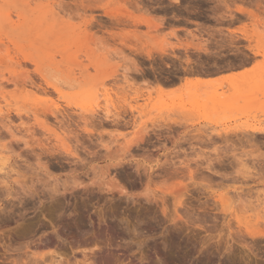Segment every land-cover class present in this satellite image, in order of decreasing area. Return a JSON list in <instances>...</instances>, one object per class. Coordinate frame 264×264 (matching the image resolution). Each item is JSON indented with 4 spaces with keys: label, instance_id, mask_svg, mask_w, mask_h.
Segmentation results:
<instances>
[{
    "label": "rangeland",
    "instance_id": "1",
    "mask_svg": "<svg viewBox=\"0 0 264 264\" xmlns=\"http://www.w3.org/2000/svg\"><path fill=\"white\" fill-rule=\"evenodd\" d=\"M132 1L0 0V264H264V0Z\"/></svg>",
    "mask_w": 264,
    "mask_h": 264
},
{
    "label": "bare ground",
    "instance_id": "2",
    "mask_svg": "<svg viewBox=\"0 0 264 264\" xmlns=\"http://www.w3.org/2000/svg\"><path fill=\"white\" fill-rule=\"evenodd\" d=\"M89 1H90V0H89ZM127 1H128V0H127ZM133 1H134V0H133ZM133 1H132V2H133ZM86 2H88V1H86ZM127 3H128V2H127ZM130 3H131V2H130ZM88 4H90V2H89ZM132 4H133V3H132ZM137 4H138V3H137ZM84 5H85V4H84ZM90 5H92V7H93V4H90ZM135 5H136V4H135ZM135 5H134V7H135ZM180 5H181V4H180ZM87 6H88V5H87ZM183 7H184V6H183ZM135 8H136V7H135ZM187 8H188V7H187ZM187 8H186V9H187ZM144 9H145V8H144ZM181 9H182V8H181ZM122 10H123V9H122ZM174 10H175V9H174ZM171 11H172V10H171ZM237 11H238V12L240 11V13H241V12L244 13L245 10H244V8H243V9H242V8H237ZM123 12H124V10H123ZM130 15H131V14H130ZM175 18H176V17H175ZM227 18H228V17H227ZM186 19H187V18H186ZM225 19H226V18H225ZM229 19H230V18H229ZM124 20H125V19H124ZM135 21H136V19H135ZM138 21H139V20H138ZM138 21H137V22H138ZM140 21L143 22V23H145V24H147V25H150V21H149L148 19H140ZM91 22H92V21H91ZM128 22H129V21H128ZM246 37H247V36H246ZM133 38H134V37H133ZM136 38H137V37H136ZM136 38H135V39H136ZM214 42H215V41H214ZM197 46H198V45H197ZM204 49H205V48L203 47V50H204ZM205 50H206V49H205ZM139 51H140V50H139ZM198 51H199V49H198ZM208 52H209V51H208ZM149 53H150V52H149ZM149 53L147 54L148 56L150 55ZM199 56H200V55H199ZM157 57H159V56H157ZM177 57H178V56H177ZM185 59H186V58H185ZM188 60H189V59H188ZM132 61H134V60H132ZM192 61H193V60H192ZM162 62H163V61H162ZM185 62H186V61H185ZM188 62H189V61H188ZM195 62H196V61H195ZM201 62H202V61H201ZM199 63H200V62H199ZM245 63H246V62H245ZM164 64H165V63H164ZM191 64H192V63H191ZM240 64H241V63H240ZM240 64H239V65H240ZM133 65H136V64L134 63ZM192 65H193V64H192ZM234 65H235V64H234ZM189 66H190V65H189ZM189 66H187V67H189ZM230 66H231V65H230ZM135 67H136V66H135ZM135 67H134V68H135ZM185 67H186V66H185ZM187 67H186V68H187ZM194 67H195V66H194ZM198 67H199V66H198ZM232 67H233V66H232ZM138 68H139V67H137V69H135V70L139 72L140 69H138ZM191 68H192V67H191ZM217 68H218V67H217ZM195 69H196V68H195ZM188 70H189V68H188ZM190 71H192V70H190ZM185 72H186V71H185ZM20 73H21V72H20ZM188 74H189V73H188ZM197 74H199V72H198ZM210 74H211V73H210ZM19 76H21V75L19 74ZM16 77H18V76H16ZM151 77H152V76H151ZM196 78H198V77H196ZM226 78H227V77H226ZM155 79H156V78H155ZM202 82H203V81H202ZM56 89L59 91V88L57 87V85H56ZM216 99H217V98H216ZM39 109H40V108H39ZM50 109H51V108H50ZM46 110H47V109H46ZM88 111H89V110H88ZM51 112H52V111H51ZM89 112H91V110H90ZM92 115H93V114H92ZM38 116H39V115H38ZM90 116H91V115H90ZM104 116H105V115H104ZM118 116H119V115H118ZM102 117H103V116H102ZM89 118H90V117H89ZM119 118H120V117H119ZM92 119H93V118H92ZM96 119H97V118H96ZM38 121H39V120H38ZM39 123H40V122H39ZM95 124H96V123H95ZM261 131H262V130H261ZM244 132H245V131H244ZM240 134H242V133H240ZM240 136H241V135H240ZM57 139H58V138H57ZM59 139H60V138H59ZM63 145H64V144H63ZM65 145H66V144H65ZM64 147H65V146H64ZM68 153H69V151H68ZM1 157H2V156H1ZM214 159H215V158H214ZM209 160H210V159H209ZM218 160H219V158H218ZM218 160H217V161H218ZM211 161H212V160H211ZM208 162H209V161H208ZM219 162H221V160H220ZM223 163H224V162H223ZM210 164H211V163H210ZM210 164H209V166H210ZM261 165H262V162H261ZM3 166H4V165H3ZM209 166H208V167H209ZM258 166H259V165H258ZM208 167H206V168H208ZM210 168H211V167H210ZM251 169H252V168H251ZM0 170H1V169H0ZM2 171H3V170H2ZM212 171H213V170H212ZM247 171L249 172L248 169H247ZM250 171H251V170H250ZM210 172H211V171H210ZM215 172H216V171H215ZM237 172H238V171H237ZM248 172H247V173H248ZM253 172H254V170H253ZM259 172H260V171H259ZM261 172H262V171H261ZM241 173H242V172H240L239 174L241 175ZM247 173H246V174H247ZM263 173H264V172H263ZM239 174H238V175H239ZM243 174H244V173H243ZM249 174H250V173H249ZM253 174H254V173H253ZM255 174H256V170H255ZM230 175H231V174H230ZM235 175H237V174H235ZM248 176H249V175H248ZM246 177H247V176H246ZM262 177H263V176H262ZM262 177H261V178H262ZM253 178H254V177H253ZM240 179H241V178H240ZM245 179H246V178H245ZM245 179H244V180H245ZM178 186H179V184H178ZM180 187H181V185H180ZM172 189H173V188H172ZM181 190H182V189H181ZM181 190H180V188H179V189L177 188V190H173V191H176V194H177L178 191L180 192V193H178L179 195H178V194L176 195V197H179V198H180V196L183 195V194H181ZM172 193H173V192H172ZM179 198H178V199H179ZM178 199H177V200H178ZM54 209H55V208H54ZM45 210H47V209H45ZM176 211H177V210H176ZM52 212H53V210H52ZM48 214H49V213H48ZM50 214H51V213H50ZM78 217H79V216H78ZM76 220H77V219H76ZM72 225H73V224H72ZM77 225H78V224H77ZM79 227H80V226H77V230H78ZM80 231H81V230H80ZM23 232H24V231H23ZM73 232H74V231H73ZM22 234H23V233H22ZM77 234H78V233H77ZM76 237H77V236H76ZM239 237H240V236H239ZM78 238H79V237H78ZM241 239H242V238H241ZM78 242L80 243L81 241L78 240ZM44 254H46V253H43L42 255H38V256L41 257L42 259L44 258L45 260L48 258V259H49V263H51V264H54V263H57V262L62 261L61 259H57V258H55V256H54L55 254H54V255H53V254H50L47 258H46V255H44ZM23 255H25V256H24V258H25L24 260H25V261H23V264H26V262H27V264H28V261H30V260L27 261L26 258H27V259H31L30 262H32V257H34V253H32V252H25ZM56 255L60 256V254H56ZM29 256H31V257L28 258ZM85 256H86V255H85ZM56 257H57V256H56ZM36 258H37V257H36ZM44 259H43V261H44ZM20 260H22V259L20 258ZM33 260L35 261V257H34ZM86 260H88V258H86L85 261H86ZM41 261H42V260H41ZM21 262H22V261H21ZM21 262L19 261L18 264L21 263ZM39 262H40V261H39ZM15 263H16V262H15ZM15 263H14V264H15ZM35 263H36V261H35ZM37 263H38V262H37ZM64 263H65V262H63L62 264H64ZM223 263H224V261H223ZM16 264H17V263H16ZM29 264H30V263H29ZM32 264H33V263H32ZM38 264H40V263H38ZM42 264H43V262H42ZM57 264H58V263H57ZM66 264H67V263H66ZM68 264H69V263H68ZM104 264H105V263H104ZM151 264H152V263H151Z\"/></svg>",
    "mask_w": 264,
    "mask_h": 264
},
{
    "label": "flooded vegetation",
    "instance_id": "3",
    "mask_svg": "<svg viewBox=\"0 0 264 264\" xmlns=\"http://www.w3.org/2000/svg\"><path fill=\"white\" fill-rule=\"evenodd\" d=\"M238 53H242V54H245V52L243 51H231L229 52L228 54L232 55L231 57H225L222 59V61L220 62H217V63H203L202 65H200L203 69H213V68H216L217 66H224L227 62L229 61H234V62H237L239 61L241 58H245L248 56V54H245V56H239ZM222 55H226V54H223ZM184 66H178L177 70L176 71H180V72H183V69ZM224 69V68H222ZM163 78H168V79H171V77H178L180 75L176 74V73H173L171 74L170 76H167V75H161Z\"/></svg>",
    "mask_w": 264,
    "mask_h": 264
}]
</instances>
